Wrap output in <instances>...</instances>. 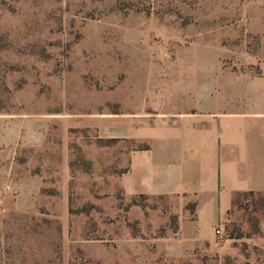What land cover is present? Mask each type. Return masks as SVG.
<instances>
[{"label":"rangeland","instance_id":"rangeland-1","mask_svg":"<svg viewBox=\"0 0 264 264\" xmlns=\"http://www.w3.org/2000/svg\"><path fill=\"white\" fill-rule=\"evenodd\" d=\"M161 55L263 74L264 0H0V114H49L59 147L0 207V264H264V193L239 195L223 240L199 246L179 199L124 195L107 140L58 123Z\"/></svg>","mask_w":264,"mask_h":264},{"label":"crops","instance_id":"crops-1","mask_svg":"<svg viewBox=\"0 0 264 264\" xmlns=\"http://www.w3.org/2000/svg\"><path fill=\"white\" fill-rule=\"evenodd\" d=\"M145 69L75 103L58 123L93 129L107 140L105 164L117 168L112 180L124 195L179 199L185 209L179 233L202 246L214 238L236 193H264V73L213 75L204 56L161 55ZM51 120L0 114V207L35 165L51 167V152L59 149L50 138Z\"/></svg>","mask_w":264,"mask_h":264},{"label":"built area","instance_id":"built-area-1","mask_svg":"<svg viewBox=\"0 0 264 264\" xmlns=\"http://www.w3.org/2000/svg\"><path fill=\"white\" fill-rule=\"evenodd\" d=\"M0 198H1V194H0ZM214 236L218 241H222L223 240V228L221 225H216L214 228Z\"/></svg>","mask_w":264,"mask_h":264},{"label":"trees","instance_id":"trees-1","mask_svg":"<svg viewBox=\"0 0 264 264\" xmlns=\"http://www.w3.org/2000/svg\"><path fill=\"white\" fill-rule=\"evenodd\" d=\"M244 193L253 194V193H255V192H253V191H246V192H239V193H236L235 196H234V198H233V205H238V200H237V198H238L239 195L244 194ZM256 193H258V192H256Z\"/></svg>","mask_w":264,"mask_h":264}]
</instances>
